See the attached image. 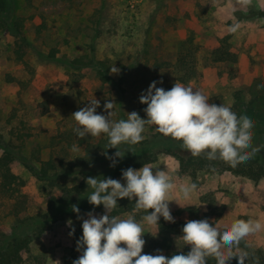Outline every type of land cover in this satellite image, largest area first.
<instances>
[{"label":"rangeland","instance_id":"374dc122","mask_svg":"<svg viewBox=\"0 0 264 264\" xmlns=\"http://www.w3.org/2000/svg\"><path fill=\"white\" fill-rule=\"evenodd\" d=\"M11 2L10 15L23 21L25 40H19L20 35L10 31L0 33V132L8 138L13 127L25 126L23 132L32 133L25 143L27 157L36 153L48 160L53 151L67 161L81 157L82 147L78 152H62L60 148L63 133L78 127L72 114L97 99L98 114L107 115L104 104L112 100L116 106L111 119L126 120L128 113L136 111L137 98L147 92L152 82L162 88H172L179 82L171 66L191 33L200 45L199 75L183 85L201 91L210 103L230 108L240 92L245 111L255 122L252 147L257 143L264 147V100L252 105L256 97L264 98V87H258L264 85V16L255 14L264 11V0ZM226 36H231V48L239 58L236 63L215 62L212 58V51ZM18 50L23 53L22 59L16 53ZM163 63L171 65L163 67ZM114 66L118 73L111 72ZM10 78L25 81L27 89L21 90ZM14 108L19 117L9 123ZM156 133V126L146 125L143 135L151 138ZM93 139L101 143L108 137L101 134ZM108 146L103 144L104 148ZM213 161L217 163L214 169L202 170L195 178L181 172L179 160L173 155L160 153L150 163L154 172L166 171L177 185L170 197L173 202L169 207L175 220L171 224L207 219L220 230H229L240 220L264 223V179L255 181L234 174L220 165L223 160ZM112 165L113 160L95 175L111 177ZM13 168L25 180L22 191L28 197V207L22 213L24 223L19 224L9 215L13 200L0 194V231L31 237L30 253L24 264H73L82 254L75 244V232L82 228L88 213L97 217L105 214L104 206L81 208L78 216L72 206L79 205L82 198L66 199L61 188L40 181L19 162ZM84 176H64L59 183L73 187ZM116 180L126 183L120 178ZM193 184L196 191L186 201L180 188ZM53 202L56 210L44 220L40 233L42 226L37 224L41 215L50 212ZM129 215L134 214L118 216L127 219ZM144 228L143 252L150 242L160 239L158 227L145 224ZM182 235H176L172 247L162 254L167 257L189 247L180 239ZM241 241L264 251V230Z\"/></svg>","mask_w":264,"mask_h":264},{"label":"clouds","instance_id":"9594fccd","mask_svg":"<svg viewBox=\"0 0 264 264\" xmlns=\"http://www.w3.org/2000/svg\"><path fill=\"white\" fill-rule=\"evenodd\" d=\"M111 72L118 73L119 69L114 66ZM140 103L147 106V119L134 111L128 113L126 120L114 121L111 117L115 114L112 109L116 103L106 101L104 111L107 115H102L97 112L100 101L94 99L72 114L78 125L74 131L80 139L86 135L99 137L105 134L111 148L117 149L115 157H109L113 160L112 166H115L116 158L125 156L119 145H135L144 140L146 125H154L165 137L181 141L182 147L193 156L219 158L236 166L254 155L255 150L248 149L252 147L255 122L247 115L238 117L228 106L210 103L206 95L191 86L176 82L170 90H165L157 87L154 81L147 92L141 94ZM71 150L78 152L80 149L74 144ZM153 170L152 164H144L139 170L128 168L122 172L124 184L110 177L87 178L86 183L94 190L87 199L96 207L103 205L105 214L97 217L90 212L88 219L83 220V236L77 241V250L82 254L73 264H207L208 257H214L217 264H229L233 258H237L239 264H245L249 253L239 251L238 245L249 234L264 230V223L259 220H240L223 232L207 219L188 220L180 237L190 246L187 254L180 252L170 258L159 252L143 254L146 244L144 225L158 227L161 217L169 223L175 222L169 204L173 202L170 197L177 185L166 171ZM195 191V184L180 188L186 201ZM125 198L135 200L134 211L147 213L140 221L134 215L127 219L111 215L118 201ZM72 207L79 216V207ZM68 223L71 225V221ZM234 246L239 251L238 256L233 253ZM256 264H259L258 257Z\"/></svg>","mask_w":264,"mask_h":264},{"label":"trees","instance_id":"16d2710c","mask_svg":"<svg viewBox=\"0 0 264 264\" xmlns=\"http://www.w3.org/2000/svg\"><path fill=\"white\" fill-rule=\"evenodd\" d=\"M12 2L10 0H0V33L10 31L14 35H20L19 40H25L23 37L24 23L19 19H13L10 15V9ZM264 16V11L255 12ZM231 36H226L220 40V45L212 51V58L215 62H231L236 63L238 61V55L231 48ZM18 44V41H17ZM21 46V45H20ZM22 48V46H21ZM17 55L19 59L23 58V53L18 50ZM199 53L200 45L196 42L194 33H191L188 38L181 44L174 68L176 72L177 80L182 84H187L197 78L199 75ZM54 54H52L53 56ZM170 66V63H163L161 66ZM12 82L18 83L21 90L27 89V83L22 80L10 78ZM165 90H170V86L164 87ZM124 91H121L123 93ZM140 97L136 101V111L141 118L147 119L145 108L146 105L140 103ZM236 101L231 107V110L237 114V116L247 115L244 108V98L240 92L236 93ZM260 97H256L252 101V105H256L262 102ZM248 116V115H247ZM19 117L18 109L14 108L11 113L8 122L12 123ZM23 124V122H20ZM23 127H13L9 132V137L6 134L0 132V194L2 197L12 199V205L9 215L18 220L19 224L24 223L22 219V213L27 210L28 197L26 193L22 191L25 186V180L15 173L13 165L16 162L21 163L26 169H28L34 176L40 181L46 182L50 187H59L62 189L66 199H71L72 196L82 198L81 208H93L96 207L89 203L88 197L94 191L91 186L86 183L87 178H98L96 171L106 164L110 163L112 159L109 157H115L117 151L116 148H111L109 140L96 142L91 135H86L83 139H80L74 130H69L63 133L61 136V151L66 152L72 149L75 144L78 147H82L84 154L81 157L74 158L67 161L65 158H59L53 151L51 157L48 160H42L40 155L34 153L31 158L27 157L24 153L25 143L28 138L32 136V133L23 132ZM23 129V130H22ZM19 144H16V140ZM107 142V143H106ZM109 144L107 147H103V144ZM255 150L254 155L247 162L240 163L236 166H232L230 163L222 161L221 166L227 171L244 177L251 178L255 181L264 179V147L257 143L255 146L248 149V151ZM119 150L125 155L122 159L117 158V165L112 166L110 171L112 179L120 178L124 181L122 172L128 168L139 169L144 164H150L155 162L158 158V154L166 153L173 155L179 160L181 172L191 175L195 178L202 170H212L216 167L213 160L207 158L206 155L193 156L190 151L182 147V142L172 139L171 137H165L161 133H156L151 138H144L139 144H121ZM82 174L84 176L81 183L73 187H69L63 183H59L64 176ZM135 200H129L127 198L119 200L116 209H114L112 216H118L124 213H132L137 221L141 220V217L147 213L143 210H135ZM76 205V206H79ZM56 205L54 202L50 207V212L41 215V221L37 226H42L40 233L45 225L44 220H48L51 214H54ZM73 210V209H72ZM184 225L171 224L163 219L159 220V238L150 242L143 254L156 255L158 252L163 253L164 250H168L172 247L174 237L183 233ZM228 229L220 230L221 232ZM83 236V229H79L75 232V244ZM31 237L24 234H8L0 231V264H24L27 262L28 255L30 253ZM123 246V245H122ZM239 251H245L249 253V257L245 260V264H256V258H259V264H264V251L259 249H252L242 241H240L238 248ZM190 251V246L184 248L181 251H175L169 254L167 257H171L174 254L183 252L187 254ZM237 247H233V253L239 255ZM207 264H217L214 257L207 258ZM229 264H239L237 258H233Z\"/></svg>","mask_w":264,"mask_h":264}]
</instances>
